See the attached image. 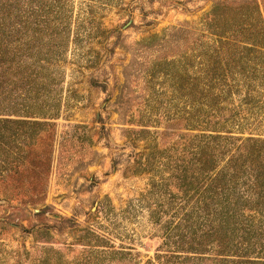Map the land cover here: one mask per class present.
Segmentation results:
<instances>
[{"label": "rangeland", "instance_id": "374dc122", "mask_svg": "<svg viewBox=\"0 0 264 264\" xmlns=\"http://www.w3.org/2000/svg\"><path fill=\"white\" fill-rule=\"evenodd\" d=\"M0 49V264H214L195 162L264 141V0H0Z\"/></svg>", "mask_w": 264, "mask_h": 264}, {"label": "trees", "instance_id": "16d2710c", "mask_svg": "<svg viewBox=\"0 0 264 264\" xmlns=\"http://www.w3.org/2000/svg\"><path fill=\"white\" fill-rule=\"evenodd\" d=\"M0 69L2 72V66ZM26 124L31 126L28 121L25 123L21 120L0 118V163H5V158L11 156L10 161L13 165L12 173H0V197L5 198L8 195V189L2 188L4 184L19 178L25 179V176L19 173V169L25 167L28 155L26 156L20 149L16 152L6 150L4 144L16 145L19 133L23 132L21 127ZM33 124L49 125L34 122ZM212 139L214 151L223 149L231 155H228L221 165L215 157L195 162V168L200 173H209V185L207 192L204 187L196 186L194 194L199 207L193 210L197 218L209 219L210 229L207 234L201 231L200 234L193 235L190 240L191 246L187 248L196 251L194 253L203 254L202 252L212 245L218 257L214 259V264H264V141L218 135ZM14 148L16 150L15 146ZM208 160L211 168L209 165L208 171L205 172L204 164ZM34 178L41 187V193L45 179L38 175ZM14 194L19 195L16 191ZM200 214L202 217H199ZM190 234L195 233L191 231ZM187 260L192 261V264H203L204 261L211 264L209 259L202 257L187 258L183 261Z\"/></svg>", "mask_w": 264, "mask_h": 264}]
</instances>
